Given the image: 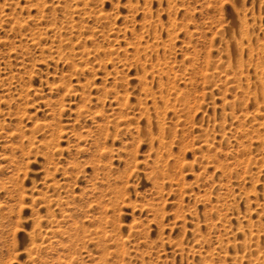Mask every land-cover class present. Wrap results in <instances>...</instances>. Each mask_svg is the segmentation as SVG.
I'll return each mask as SVG.
<instances>
[{
	"label": "rangeland",
	"instance_id": "1",
	"mask_svg": "<svg viewBox=\"0 0 264 264\" xmlns=\"http://www.w3.org/2000/svg\"><path fill=\"white\" fill-rule=\"evenodd\" d=\"M0 264H264V0H0Z\"/></svg>",
	"mask_w": 264,
	"mask_h": 264
},
{
	"label": "bare ground",
	"instance_id": "2",
	"mask_svg": "<svg viewBox=\"0 0 264 264\" xmlns=\"http://www.w3.org/2000/svg\"><path fill=\"white\" fill-rule=\"evenodd\" d=\"M232 12V11H231ZM234 14V13H233ZM232 17V16H231ZM231 19V18H230ZM241 21V20H240ZM237 19L235 18V15L232 17V25L230 28V32L232 33V35H236L239 34V36L244 37L248 35V28L246 25V22H241V28L238 29L237 27ZM239 45V44H238ZM253 45V44H252ZM244 46V45H243ZM232 47V46H231ZM238 47V46H237ZM240 48V47H239ZM237 52V50L235 49V47H233L231 49V56L235 55V53ZM233 60V59H232ZM238 67V66H237ZM237 67H233L234 69H237ZM258 69V68H257Z\"/></svg>",
	"mask_w": 264,
	"mask_h": 264
}]
</instances>
